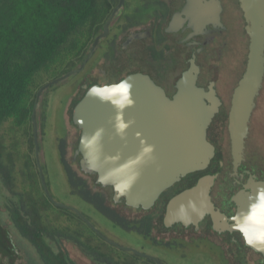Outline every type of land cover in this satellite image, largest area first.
I'll use <instances>...</instances> for the list:
<instances>
[{
    "label": "water",
    "instance_id": "1",
    "mask_svg": "<svg viewBox=\"0 0 264 264\" xmlns=\"http://www.w3.org/2000/svg\"><path fill=\"white\" fill-rule=\"evenodd\" d=\"M238 2L246 22L249 52L245 72L234 90L229 110L228 131L235 173L245 161L250 123L264 85V0ZM123 3L124 0H120L113 10L104 32L93 44L92 54L100 40L108 36L109 25L120 14ZM221 12L219 0H188L184 11L197 32H203L210 24L220 25ZM83 67L48 82L37 92L32 114L33 143L44 192L56 207L74 212L107 243L162 264L155 257L105 238L82 213L55 202L49 193L40 159L37 112L46 92L79 74ZM199 72L193 60L178 80L172 99L151 78L136 75L116 86L90 88L74 108L73 120L83 132L76 151L82 157L80 170L85 175L96 176L98 186L113 188L114 202L124 201L129 208L149 211L161 195L182 178L210 167L216 148L208 141V130L222 103L215 89L205 91L198 86ZM223 166L221 161L220 167ZM217 177L203 176L194 186L174 197L167 205L164 227L182 224L198 228L206 217H211L218 231L243 228V236L251 234L253 226L243 225L242 216L248 212L250 204L255 203L254 197L258 188H264V182H256L252 176L248 184L252 192H241L232 198L239 212L233 219L234 224L229 226L227 218L216 210L211 200ZM247 245L264 257V245Z\"/></svg>",
    "mask_w": 264,
    "mask_h": 264
},
{
    "label": "trees",
    "instance_id": "2",
    "mask_svg": "<svg viewBox=\"0 0 264 264\" xmlns=\"http://www.w3.org/2000/svg\"><path fill=\"white\" fill-rule=\"evenodd\" d=\"M113 8L109 0H0V134L5 124H11L28 138L32 132L34 138L32 114L37 92L80 66L87 44ZM28 144V150L22 152L19 141L8 144L0 135V181L9 194L6 209L12 226L33 247L42 264H73L62 243L65 241L97 264H155L107 243L74 212L56 207L44 192L32 156V138ZM220 161H224L221 151L209 173L219 171ZM61 163L73 195L121 229L145 239L151 237L153 224L127 221L111 207L113 192L109 198L95 193L96 178L89 184L80 176L81 170H73L66 160L65 146ZM260 176L264 179V173ZM0 256L9 264L20 258L11 234L1 223Z\"/></svg>",
    "mask_w": 264,
    "mask_h": 264
},
{
    "label": "flooded vegetation",
    "instance_id": "3",
    "mask_svg": "<svg viewBox=\"0 0 264 264\" xmlns=\"http://www.w3.org/2000/svg\"><path fill=\"white\" fill-rule=\"evenodd\" d=\"M219 1L222 8L220 25L210 24L203 32H197L192 20L184 13L188 0H124L120 14L116 16L109 25L108 36L100 40L96 50L92 54L93 44L96 38L104 32V27L108 20L102 26L97 27L99 31L98 34L87 44L88 46L84 58L80 66L75 69L77 70L84 65L82 71L61 83L70 84L68 89V98H71L70 107L74 111V108L84 98L87 91L94 86H116L124 80L136 75L148 76L157 86H160L166 92L169 98L172 99L177 92L176 84L178 80L182 74L189 69L191 62L194 60L196 65L200 68V72L197 76L198 86L205 91L215 89L222 103L219 114L208 130L207 138L216 148V156L219 151L223 154L222 146L225 134L227 135V137H225L230 142L228 131L229 112L226 114L225 107L230 104L229 106L231 108L234 90L245 72L244 58L246 59L247 56L248 59V54H246V47L242 42L244 38L236 36V38H234L235 41H233V33L230 29L228 17L230 12L224 0ZM109 2L113 4V10L120 4V0H109ZM246 36L249 39L247 33ZM234 42L236 43V49L231 54ZM211 46H214L212 51L210 49ZM216 48L220 50L217 60L221 61L225 57V64L231 69V73L233 72L236 76L234 79L230 78V80H227L228 87L225 93L220 92L216 83L212 80L209 82L208 86H204L201 82L203 73L202 61L205 63L210 61L212 52L214 54ZM236 51L238 52L234 55ZM169 85L174 89V93L172 94L168 90ZM57 87L58 86L52 88L51 91H55ZM220 116L224 117L222 123L224 126L223 128H225L227 132L223 130L224 133H217L220 139L219 144L212 140L210 134L216 119ZM67 133H69L72 138L70 148L72 151V160L77 170H80L79 164L82 157L81 155H77L76 151L83 132L73 120V114ZM247 160L245 151V161L240 166L237 173L234 171L232 161L228 166L225 159L222 161L224 163L222 168L219 163V171L209 173L213 165V163H211L206 171L190 174L182 178V180L176 183L172 188L165 191L156 202L155 206L151 210L145 211L149 214L148 216H143L139 220L128 219L127 221L136 223L146 220L153 224L154 229L157 224H160V228L162 229V233L160 234L162 236L176 239V245H169L166 246V248H178L184 260L187 259V251H189V249H199L203 245H206L209 252L214 253L213 255L219 254L223 256L226 264H264V257L245 243V238L241 232L231 229H220V231H218L215 229L211 217H206L199 224L198 228L193 225L183 226L182 224L174 225L171 228H165L163 224L167 205L174 197L194 186L201 177L206 175H218L215 185L211 190V200L216 210L223 214L227 218L229 226H232L234 224L233 219L239 212V207L232 201V198L241 192H252L248 189V184L252 176H255L256 182H264V179L261 178L257 170L247 164ZM79 174L84 177L89 184H93L96 178V185L93 190L97 192L100 189L99 187L101 186L97 185L96 176H88L82 172ZM101 189L103 194L108 198L111 192H113V205L111 206L113 210H115L114 207L116 206H122L124 202H114L113 188L101 187ZM127 209L143 211L142 209H132L129 207H127Z\"/></svg>",
    "mask_w": 264,
    "mask_h": 264
},
{
    "label": "rangeland",
    "instance_id": "4",
    "mask_svg": "<svg viewBox=\"0 0 264 264\" xmlns=\"http://www.w3.org/2000/svg\"><path fill=\"white\" fill-rule=\"evenodd\" d=\"M230 14L229 23L232 31L233 41L236 36L244 38L243 44L246 47V54L249 52V39L246 36L245 26L246 23L243 19V12L239 7L237 0H224ZM211 51L214 46L210 47ZM236 49V43L231 49V54ZM245 49V48H244ZM248 49V50H247ZM215 53L212 52L211 60L205 63L202 61L203 73L202 84L208 86L212 80L216 83L220 92H227L228 83L230 78L234 79L236 76L231 73V69L225 64V57L218 61L219 49H215ZM238 51L234 53L236 55ZM245 52V50H244ZM246 56V55H245ZM244 70L247 64V56L244 58ZM221 64V66H220ZM70 84L58 85L55 91L49 90L41 99V107L37 112V123L39 128V140L41 148V164L44 170V178L51 197L55 202L72 207L82 213L92 225L107 239L117 243L120 246L128 247L141 252L145 255H149L157 258L164 264H226L223 256L219 254L210 253L206 245H203L199 249H189L187 251V259H182V253L178 248L171 247L166 248L169 245H176V239L167 238L162 236V229L160 224L155 226L154 231L151 234V238L145 239L135 232H127L115 225L111 220L106 218L100 212H98L92 205L85 202L79 196L72 194V188L69 185L66 173L61 163V150L65 146L66 160L72 166L73 170L77 171V167L72 160L71 143L72 138L69 135V123L72 118L73 109L70 107L71 98L69 97L68 89ZM169 92L174 93V89L171 85L168 86ZM256 109L254 111L251 120V132L246 146V157L250 161V166L257 169L259 174L264 173V85L260 92V95L256 101ZM230 104L225 107L226 114L230 110ZM224 117L220 116L216 119L212 130V140L219 143V137L217 133L223 132V120ZM227 132V130H225ZM31 136L26 137L21 131L14 129L11 124H5L1 129V136L5 141L10 144L14 140L19 141L21 145V151L26 152L28 150V142ZM228 134V133H227ZM227 137V135L225 134ZM224 136V143L222 146V152L225 162L228 166L231 164V144L229 140ZM223 138V136H222ZM220 144V143H219ZM35 158V153H32ZM95 192V191H94ZM98 193H103L102 190H98ZM96 193V192H95ZM9 194L2 186L0 181V223L11 234L15 248L17 249L20 258L16 264H42L38 258L37 253L33 247L23 240L17 231L12 226L6 205L8 203ZM123 218L139 220L143 216H146L142 211L129 210L123 204L122 206L114 207ZM68 252L69 260L73 264H97L93 262L80 248L72 244L71 242H62ZM159 244V245H158ZM54 249L57 251L58 247L53 244ZM0 264H9L7 259H3L0 256Z\"/></svg>",
    "mask_w": 264,
    "mask_h": 264
},
{
    "label": "clouds",
    "instance_id": "5",
    "mask_svg": "<svg viewBox=\"0 0 264 264\" xmlns=\"http://www.w3.org/2000/svg\"><path fill=\"white\" fill-rule=\"evenodd\" d=\"M253 199V198H250ZM255 203L250 204L247 213L242 216L243 225H252L251 234H245V243L249 245H264V188H258ZM244 234L243 228L237 229Z\"/></svg>",
    "mask_w": 264,
    "mask_h": 264
}]
</instances>
